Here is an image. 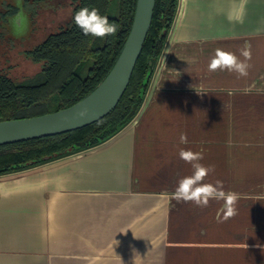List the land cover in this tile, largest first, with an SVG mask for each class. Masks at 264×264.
Segmentation results:
<instances>
[{
    "label": "crops",
    "instance_id": "crops-1",
    "mask_svg": "<svg viewBox=\"0 0 264 264\" xmlns=\"http://www.w3.org/2000/svg\"><path fill=\"white\" fill-rule=\"evenodd\" d=\"M245 46L247 76L208 71L217 48L244 60ZM181 149L235 194L234 216L175 198L194 171ZM0 264H264V0H178L126 126L0 175Z\"/></svg>",
    "mask_w": 264,
    "mask_h": 264
},
{
    "label": "trees",
    "instance_id": "trees-1",
    "mask_svg": "<svg viewBox=\"0 0 264 264\" xmlns=\"http://www.w3.org/2000/svg\"><path fill=\"white\" fill-rule=\"evenodd\" d=\"M68 25L48 34L25 51L40 66L36 81H16L0 71V121L27 118L68 107L90 93L106 76L126 40L136 0H72ZM49 0H23L27 13L50 6ZM177 0H155L151 24L132 71L128 86L115 108L105 117L83 128L56 136L0 146V175L21 171L100 145L118 133L135 116L147 90L151 63L162 52L174 20ZM96 7L100 14L119 24L116 36L103 39L85 36L73 22L77 10ZM16 7L0 0V41L5 35L6 15Z\"/></svg>",
    "mask_w": 264,
    "mask_h": 264
},
{
    "label": "water",
    "instance_id": "water-1",
    "mask_svg": "<svg viewBox=\"0 0 264 264\" xmlns=\"http://www.w3.org/2000/svg\"><path fill=\"white\" fill-rule=\"evenodd\" d=\"M154 4L155 0H136L122 49L109 72L90 93L54 112L0 121V146L71 132L108 115L128 86L151 24Z\"/></svg>",
    "mask_w": 264,
    "mask_h": 264
},
{
    "label": "clouds",
    "instance_id": "clouds-1",
    "mask_svg": "<svg viewBox=\"0 0 264 264\" xmlns=\"http://www.w3.org/2000/svg\"><path fill=\"white\" fill-rule=\"evenodd\" d=\"M73 22L82 31L85 36L96 38H105L116 36L119 30V24L115 20H109L107 16L101 15L96 7H83L77 10L73 16ZM241 60L235 53L225 51L221 48L215 50L214 55L208 63V71L215 72L228 71L234 72L238 77L248 75L250 65L247 63L251 59L249 46L241 49ZM181 143H187V135L182 133ZM179 156L186 163L193 165V174L179 180L175 189V198L185 203L192 202L198 207H207L212 199H223L225 201V214L223 219L236 214V197L234 193H225L222 189V182L217 181L216 185L203 183L210 169L202 164L194 163L203 159L201 152L181 149Z\"/></svg>",
    "mask_w": 264,
    "mask_h": 264
},
{
    "label": "rangeland",
    "instance_id": "rangeland-1",
    "mask_svg": "<svg viewBox=\"0 0 264 264\" xmlns=\"http://www.w3.org/2000/svg\"><path fill=\"white\" fill-rule=\"evenodd\" d=\"M49 2L50 6L37 9L33 18L25 11L23 2H17L18 13L7 22L8 35L12 43L0 41V71L7 73L16 81H36L40 78V66L26 58L25 51L71 21L72 0H49ZM177 5L178 0L176 8ZM157 62L158 59L151 63V70L155 68Z\"/></svg>",
    "mask_w": 264,
    "mask_h": 264
},
{
    "label": "flooded vegetation",
    "instance_id": "flooded-vegetation-1",
    "mask_svg": "<svg viewBox=\"0 0 264 264\" xmlns=\"http://www.w3.org/2000/svg\"><path fill=\"white\" fill-rule=\"evenodd\" d=\"M6 2L9 3V4L11 3V4H13L16 7V10H15L14 14L13 15H6L5 21L3 23L5 35L7 34V36H9L8 35V30H7V22L9 20L13 19L17 15V13H18L17 2H23V0H6Z\"/></svg>",
    "mask_w": 264,
    "mask_h": 264
}]
</instances>
